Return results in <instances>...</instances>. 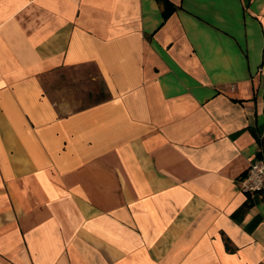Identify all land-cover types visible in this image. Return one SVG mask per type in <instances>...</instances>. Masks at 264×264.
Returning <instances> with one entry per match:
<instances>
[{
	"label": "crops",
	"instance_id": "0c3cea01",
	"mask_svg": "<svg viewBox=\"0 0 264 264\" xmlns=\"http://www.w3.org/2000/svg\"><path fill=\"white\" fill-rule=\"evenodd\" d=\"M263 157L264 0H0V264H264Z\"/></svg>",
	"mask_w": 264,
	"mask_h": 264
},
{
	"label": "built area",
	"instance_id": "2783aa9c",
	"mask_svg": "<svg viewBox=\"0 0 264 264\" xmlns=\"http://www.w3.org/2000/svg\"><path fill=\"white\" fill-rule=\"evenodd\" d=\"M240 187L246 193L264 192V157L251 162Z\"/></svg>",
	"mask_w": 264,
	"mask_h": 264
},
{
	"label": "rangeland",
	"instance_id": "374dc122",
	"mask_svg": "<svg viewBox=\"0 0 264 264\" xmlns=\"http://www.w3.org/2000/svg\"><path fill=\"white\" fill-rule=\"evenodd\" d=\"M49 79V78H48ZM44 84L46 85L47 89L49 90V92H54L55 89H56V85H54L52 83V79H49V80H44ZM98 88V87H97ZM83 90H84V93H85V90H86V87L83 86Z\"/></svg>",
	"mask_w": 264,
	"mask_h": 264
}]
</instances>
